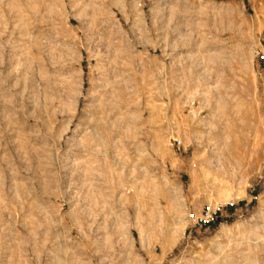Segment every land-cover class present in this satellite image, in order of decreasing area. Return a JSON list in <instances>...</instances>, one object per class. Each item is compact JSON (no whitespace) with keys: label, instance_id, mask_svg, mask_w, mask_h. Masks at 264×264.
Returning <instances> with one entry per match:
<instances>
[{"label":"rangeland","instance_id":"1","mask_svg":"<svg viewBox=\"0 0 264 264\" xmlns=\"http://www.w3.org/2000/svg\"><path fill=\"white\" fill-rule=\"evenodd\" d=\"M0 264H264V0H0Z\"/></svg>","mask_w":264,"mask_h":264},{"label":"built area","instance_id":"2","mask_svg":"<svg viewBox=\"0 0 264 264\" xmlns=\"http://www.w3.org/2000/svg\"><path fill=\"white\" fill-rule=\"evenodd\" d=\"M235 204V202H230L225 205H207L195 213H190L188 218L194 227L207 228L216 225V223L222 218L224 212L233 209Z\"/></svg>","mask_w":264,"mask_h":264}]
</instances>
